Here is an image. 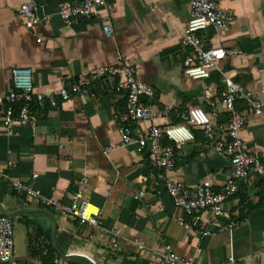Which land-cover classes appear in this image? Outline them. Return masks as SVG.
Wrapping results in <instances>:
<instances>
[{
  "label": "crops",
  "instance_id": "1",
  "mask_svg": "<svg viewBox=\"0 0 264 264\" xmlns=\"http://www.w3.org/2000/svg\"><path fill=\"white\" fill-rule=\"evenodd\" d=\"M30 1L39 5L41 16L49 17L32 30L18 16L20 6ZM81 1L0 0V98L11 90L14 69L30 70L34 92L47 94L59 90L61 83L68 87L81 76L112 68L118 54L139 80L153 88L154 107L169 108L175 118L191 107L210 114L209 104H220L227 82L240 83L258 94L264 88V0H217L233 15V23L228 32L208 30L200 37L209 47L239 53L227 56L205 80L183 75L189 51L180 41L190 18V0H106V6L90 20L63 24L57 16L60 8ZM106 17L113 31L110 38L103 33ZM259 96L263 116L250 118L240 135L251 153L264 152V95ZM125 103V95L116 91V80L107 77L93 82L88 96L60 102L57 108L34 105L33 121L14 126L11 135L5 132L0 108V173L66 205L78 181L86 176V199L98 209L101 221L98 228L73 222L56 215L51 207L29 202L0 181V207L8 214L18 212L11 219L26 227V238H31L32 252L27 241L26 250L13 252L14 263L42 264L39 251L48 245V237L54 248L55 224L58 250L63 255L84 256L92 264H161L166 245L191 264H226L230 257L243 264H264V259L249 257L264 248V207L247 211L248 200L259 193L264 176L241 183L240 193L225 203L217 223L208 224L206 213L201 216L210 236L183 229L176 218H188L168 196L154 193L158 185L148 167L147 152L120 145L113 119L124 111ZM219 112L217 120L227 122L221 105ZM173 122L170 116L155 124ZM150 126L140 125L143 129ZM192 132L194 141L176 150L169 176L189 188L209 180L217 191L228 178L229 158L197 136L199 131ZM141 189L146 195L135 200ZM105 229L120 233L114 254L109 251ZM132 240L142 242L145 250L131 246ZM57 256L60 264L74 262Z\"/></svg>",
  "mask_w": 264,
  "mask_h": 264
},
{
  "label": "built area",
  "instance_id": "2",
  "mask_svg": "<svg viewBox=\"0 0 264 264\" xmlns=\"http://www.w3.org/2000/svg\"><path fill=\"white\" fill-rule=\"evenodd\" d=\"M190 5V18L180 41L181 47L189 51V56L182 64L183 75L190 80H205L209 78L212 70L217 69L222 60L239 52L218 46L209 47L202 41L200 34L208 30L216 34L228 32L233 23V15L223 9L217 0H190ZM105 6L106 0L66 3L60 8L57 16L63 24L71 26L78 21L90 20L97 10ZM18 16L28 30L49 19L48 16L40 15L39 5L33 1L22 4ZM103 33L107 38L113 34L107 17L104 20ZM107 77L114 78L116 91L125 95V109L113 119L121 140L120 145L147 152L148 167L158 185L155 195L168 196L174 207L188 218V221L183 217L176 218L177 224L185 230L198 231L202 236H210L211 232L202 224L201 216L206 213L208 224L217 223L223 216L225 203L240 193L241 183L264 176V152H248L240 137L250 118L257 119L263 116V105L259 95H264V88L258 94L240 83L227 82L221 92L220 104H209L210 114L200 107H191L176 115L178 123L160 126L155 122L170 118L172 111L166 107H154L153 88L137 78L134 68L127 64L120 54L117 55L112 68H100L90 75L81 76L76 83L68 87L61 83L59 90L47 94L35 93L30 70L17 68L12 72L11 90L4 98H0L6 134L11 135L16 125L24 126L33 121L31 109L34 105L57 108L60 102H69L78 96H88L90 85ZM220 105L227 114L225 127L217 120ZM142 123H150L151 126L143 129L140 127ZM192 129L200 130L203 139L209 145L229 158L228 178L217 191L209 180L189 188L169 176L175 166L176 150L195 139ZM33 178H36V175ZM0 181L7 182L14 192L29 202L51 207L58 216L66 217L73 222L85 223L92 228L101 227L98 209L86 199L89 184L86 176L78 181L77 189L71 194L68 205L46 197L30 184L14 180L6 173H0ZM145 195V189H141L135 194L134 199H141ZM104 232L110 238L109 251L114 254L119 248L120 233L113 229H105ZM13 236L12 219L0 215V264H24L13 261ZM129 244L139 251L145 250L143 243L138 240L129 241ZM249 257L254 260L264 259V248ZM53 264H60V261L54 259ZM161 264L191 263L182 260L169 245H166L161 253ZM226 264L243 262L230 257Z\"/></svg>",
  "mask_w": 264,
  "mask_h": 264
},
{
  "label": "trees",
  "instance_id": "3",
  "mask_svg": "<svg viewBox=\"0 0 264 264\" xmlns=\"http://www.w3.org/2000/svg\"><path fill=\"white\" fill-rule=\"evenodd\" d=\"M171 116H172V119L174 120L173 123H178V120L175 118V115L171 114ZM226 119H227V117H226ZM218 122L220 124H222L223 127L226 126V121L222 122L219 120ZM196 130L199 131V134L197 136L202 137L201 131L198 129H196ZM261 185L262 186H261V189L259 190V193H257V195H255L254 197H252L251 199L248 200L247 211L249 213L255 209H259V208L264 207V183H261ZM27 241H28L29 251L31 250V252H32L31 238L27 237ZM39 254L41 255L42 264H53V260L58 257L54 248L52 247L50 237H48V245L45 246L44 248L40 249ZM31 255H33V253ZM67 264H72V262L67 263Z\"/></svg>",
  "mask_w": 264,
  "mask_h": 264
},
{
  "label": "water",
  "instance_id": "4",
  "mask_svg": "<svg viewBox=\"0 0 264 264\" xmlns=\"http://www.w3.org/2000/svg\"><path fill=\"white\" fill-rule=\"evenodd\" d=\"M40 212L42 213H45L47 215H49L51 218H53L52 214L47 211V210H41ZM20 213V212H19ZM18 212H15V213H12V214H8L4 211V209L2 207H0V215L1 216H4V217H7L9 219L13 218L15 215H17ZM55 231H56V225L54 224L53 226V229H52V234H51V240H52V243H53V246H54V249L55 251L57 252V254L59 255V257L66 261V262H69V261H77V260H81V261H84V262H87L88 264H92L90 262V260H88L86 257L84 256H73V255H63L57 248V246L55 245Z\"/></svg>",
  "mask_w": 264,
  "mask_h": 264
},
{
  "label": "rangeland",
  "instance_id": "5",
  "mask_svg": "<svg viewBox=\"0 0 264 264\" xmlns=\"http://www.w3.org/2000/svg\"><path fill=\"white\" fill-rule=\"evenodd\" d=\"M26 229H27L26 227L24 228V226H18L13 222V230H14L13 242H14V251L16 254L21 248L26 250V246H27ZM72 264H87V263L83 261H74L72 262Z\"/></svg>",
  "mask_w": 264,
  "mask_h": 264
}]
</instances>
